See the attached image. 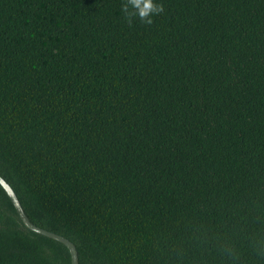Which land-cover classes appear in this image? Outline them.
Segmentation results:
<instances>
[{
  "label": "trees",
  "instance_id": "16d2710c",
  "mask_svg": "<svg viewBox=\"0 0 264 264\" xmlns=\"http://www.w3.org/2000/svg\"><path fill=\"white\" fill-rule=\"evenodd\" d=\"M124 2L0 0V176L78 264H264V0ZM0 264H71L1 185Z\"/></svg>",
  "mask_w": 264,
  "mask_h": 264
},
{
  "label": "clouds",
  "instance_id": "9594fccd",
  "mask_svg": "<svg viewBox=\"0 0 264 264\" xmlns=\"http://www.w3.org/2000/svg\"><path fill=\"white\" fill-rule=\"evenodd\" d=\"M122 11L128 18H139L145 24H152L153 17L164 12V6L158 0H125ZM252 247L258 255H264V232H259L252 237ZM231 255L232 250L226 249Z\"/></svg>",
  "mask_w": 264,
  "mask_h": 264
},
{
  "label": "water",
  "instance_id": "95a60500",
  "mask_svg": "<svg viewBox=\"0 0 264 264\" xmlns=\"http://www.w3.org/2000/svg\"><path fill=\"white\" fill-rule=\"evenodd\" d=\"M0 185L4 189L5 193L9 197L11 203L13 204L20 220L25 225L26 228H28L30 231H33L37 234L46 236L48 238H51L53 240H56L63 245L66 246V248L69 250L70 256H71V264H78V255L77 250L75 248V245L69 241L67 238H64L61 235H58L56 233H53L51 231L45 230L39 226L34 225L27 215L25 214L23 208L21 207V204L13 191V189L9 186V184L0 176Z\"/></svg>",
  "mask_w": 264,
  "mask_h": 264
}]
</instances>
